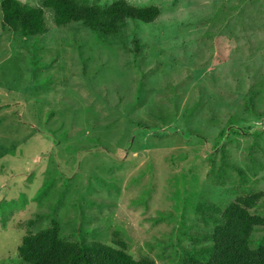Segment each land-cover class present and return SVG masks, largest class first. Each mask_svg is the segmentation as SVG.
Returning a JSON list of instances; mask_svg holds the SVG:
<instances>
[{"label":"rangeland","instance_id":"1","mask_svg":"<svg viewBox=\"0 0 264 264\" xmlns=\"http://www.w3.org/2000/svg\"><path fill=\"white\" fill-rule=\"evenodd\" d=\"M87 1L106 6L114 0ZM126 1L160 9L154 23L123 29L128 48L133 34L143 44L135 58L120 49L122 44L102 45L81 24L55 27L51 12L45 13L47 32L42 36L22 38L0 26V264H24L17 257L23 237L47 227L51 219L65 229L81 224L88 241L111 243L112 233L119 232L135 259L179 264L181 250L209 245L190 239L215 226L211 219L199 222L197 214L209 217L210 205L223 210L242 193L264 192V112L261 117L240 115L247 86H264L262 10L244 5L241 29L235 23L238 0ZM258 2L264 5V0ZM251 21L252 31L247 28ZM245 37L254 50L245 47ZM78 44L83 58L74 50ZM94 56L93 67L83 68L81 62ZM105 63L111 70L103 69ZM158 64L159 70L142 80V72ZM196 85L203 89L205 106L217 115L214 123L203 117L206 108L192 123L182 116ZM151 87V100L158 94L167 99L160 106L166 123L160 124L170 123L180 135L156 138L150 131L134 151L123 150L119 138L135 136L137 130H111L110 123L124 119L121 108L134 102L136 90L144 88V93ZM92 103L97 109L107 106V111L93 108L91 113ZM261 107L264 101L257 114ZM84 108L92 117L82 113ZM146 110L141 107L133 115L145 119ZM233 116L244 118L233 128H249V134L233 133L221 143L228 139L227 160L247 173L248 182L241 184L232 171L222 172L225 182L218 184L205 155L196 152L202 151L200 143L196 146L185 132H202L206 140L201 143L210 151L219 127ZM92 120L104 126L90 130ZM259 212L264 215V209ZM213 217L218 220L220 214ZM250 242L252 247L264 244V227L256 229Z\"/></svg>","mask_w":264,"mask_h":264},{"label":"trees","instance_id":"2","mask_svg":"<svg viewBox=\"0 0 264 264\" xmlns=\"http://www.w3.org/2000/svg\"><path fill=\"white\" fill-rule=\"evenodd\" d=\"M258 1L238 0L236 9L237 11L239 10V12L235 13V23H239L242 26L241 29L244 28V21L242 19V9L244 5H249L254 11L256 8L257 10L261 9L264 13V5ZM46 12H51L55 27H67L72 23L81 24L82 27L91 32L102 45L114 44L113 46H115V43L122 44L120 49L126 52L127 55L129 54V56H132V58L141 55L143 44L140 39L133 34L131 41L132 48H128L125 43L127 33L123 32V29H127L131 23L150 25L160 16V9L157 6L137 7L129 4L126 0H114L110 5L106 6L97 3L90 4L87 0H39V4L35 6L24 4L19 0H1V29L2 31L16 34L22 38L42 36L47 32L45 25ZM248 26L247 28H249L250 31L256 28L252 21ZM225 27L228 28V26ZM232 31H234V28L231 30V33ZM245 44V47L249 51L255 49L254 46L251 49L252 42L250 38L245 37ZM78 45L75 46L77 49L74 50H76L78 58H83V48L80 44ZM94 59L95 56L93 60L91 59L87 64L85 61H83V63L81 62L83 68L84 66L87 67V69L92 68ZM107 64L108 63L104 64L103 69L111 70L109 68L111 65ZM160 67L161 65L158 64L149 67V70L146 71L147 74L142 72V80L145 81L146 77H149L152 72L159 70ZM190 76L192 78L191 74ZM141 78L139 79V83L142 84ZM94 80H96V78H94ZM165 83L168 84V82ZM184 83L186 82L184 81ZM194 87L192 102L185 107L182 116H184L187 122L192 123L194 116L200 113L202 109L206 108L203 117L206 118L209 123H214V121L218 120L216 117L217 115L210 106H205L206 100L203 99V89L199 87V85ZM152 88L153 87L147 89L144 93H141L145 90L144 88L136 90L134 94L138 93V95H136L134 102H130L131 100H129L126 106H122L121 108V110H124V119L117 117L111 121L110 124L113 126L111 130L117 129L128 133L137 130L135 131V136H121L119 141L123 142V144L119 146V148L124 150V146H127L129 152L134 151L136 149L134 145L141 137L150 134V131H153L151 135H155L156 138L169 135H180L177 132V127H172L169 125L170 123L164 127L160 124L166 123L164 111L160 106L167 99L163 98L161 94H158V96L156 95V97L151 100V94L154 93V89ZM108 95L109 93L107 90L106 97ZM119 98L122 105V101H124L123 95L119 96ZM263 98V85H258V87L257 85L247 86L240 110L241 117H245V115L248 114L261 117L264 108L261 107V113L257 114L256 112L257 109H260V105L264 101ZM109 102L110 99L103 103ZM91 107L90 112L92 113L96 107L94 104L91 105ZM106 107L100 106V109L96 108L95 110L99 112L107 111ZM141 107H146L147 109V118L145 119L133 115ZM88 111L89 109L84 108L82 113L88 115L90 118L92 116L89 115ZM240 121H244V118L241 120L234 116L228 118L225 125L219 127V131L214 137V145H211L213 147H210L212 148L210 151L201 143V141L204 142L206 140L202 132L193 128L186 129L185 137L187 139L194 137L197 142L196 146L200 143L202 151L197 149L196 152L199 151L205 155L204 162L210 164L211 170L209 173L213 175L216 180L213 177L210 178H213L218 184L225 182L224 175L232 171L238 175V180L241 181V184L248 182L247 173L232 166V164H230L231 162L227 160L226 143L228 139L225 140V144L221 143L226 136L233 133L237 136L249 134V128H233L234 122ZM86 123L87 122H85V125ZM92 123L94 124L90 123V130L91 127L99 128L96 126H104L103 123H100L98 120L97 122L92 120ZM71 124L72 126L77 125L79 127L78 123ZM87 131L88 130L84 131V135H87ZM158 132H161V134ZM155 136L151 137L153 138ZM116 143L117 145L119 144L117 140ZM218 147H220L219 151L214 154L212 151H215ZM122 152L124 153V151ZM248 170H250L248 173L253 172L251 168ZM260 209H264V192L262 191H248L246 194L242 193L231 200L223 210L215 207V205L208 206L207 210L210 214L209 217L205 216V214H197L199 217L198 221L205 223L207 219H211L215 225L214 228L211 232L200 234L198 237H189L193 240V243H198L199 240L202 239L208 241L209 245L201 246L197 250H181L179 264H264V244L252 247L250 242L256 229L264 227V215L259 212ZM213 214H220V218L216 220ZM185 216L186 214H180L181 220L184 219ZM181 220L179 225L183 227ZM75 226L81 228L75 229ZM75 226H67V229H65L60 225L57 219H51L47 227L41 228L37 232L23 237L21 245L17 248L18 259L24 264H155L154 261L148 258L135 259L129 252L127 243L120 237L119 232L115 231L112 233L113 238L111 243L107 241H88L86 239L88 235L86 233L87 230H84L81 224ZM64 230H67L69 234H63L62 231Z\"/></svg>","mask_w":264,"mask_h":264}]
</instances>
